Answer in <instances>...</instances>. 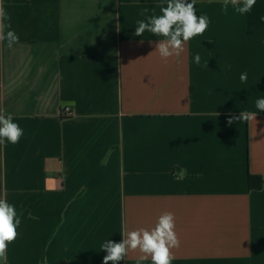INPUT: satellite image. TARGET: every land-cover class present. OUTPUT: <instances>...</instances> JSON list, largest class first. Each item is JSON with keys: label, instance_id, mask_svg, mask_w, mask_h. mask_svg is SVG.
I'll list each match as a JSON object with an SVG mask.
<instances>
[{"label": "crops", "instance_id": "crops-1", "mask_svg": "<svg viewBox=\"0 0 264 264\" xmlns=\"http://www.w3.org/2000/svg\"><path fill=\"white\" fill-rule=\"evenodd\" d=\"M2 3L19 42H0V109L23 128L0 145V199L21 220L7 264H103L106 240L166 212L171 264H264V0H196L208 28L166 59L163 37L134 35L166 0ZM243 111L256 119L227 123Z\"/></svg>", "mask_w": 264, "mask_h": 264}, {"label": "clouds", "instance_id": "clouds-1", "mask_svg": "<svg viewBox=\"0 0 264 264\" xmlns=\"http://www.w3.org/2000/svg\"><path fill=\"white\" fill-rule=\"evenodd\" d=\"M229 3L235 7L240 14L250 12L256 4V0H224L223 10L226 12ZM196 0H166V7L161 5L160 14L152 10L151 15L145 19L137 20L135 36H142L145 32L151 33L157 37H163L156 44V50L162 58H168L173 55L179 57L184 51V42L192 37L201 35L209 25V19L205 15L199 18L195 11ZM147 9L141 12L145 15ZM10 17L6 13L2 0H0V42L7 41L9 48L19 42V36L11 30V24H5ZM5 28L9 29L5 32ZM199 54L195 56V63H200ZM241 82L247 80V73L240 75ZM256 108L264 111V98L257 99ZM257 113L243 111L239 116L229 115L227 123L231 125L234 121L247 122L256 119ZM23 135V128L14 121L11 113L0 109V145H5V141L10 144H17ZM177 179L184 178V172L176 174ZM21 220L17 216L15 206L9 204L6 200L0 199V264H7L8 244L17 238V227ZM175 223L172 213H164L159 217L158 222L151 230L139 229L130 232H122L123 239L120 242L106 240L101 245V250L107 252L103 257V264H119L123 261L129 250H139L142 255L139 256L137 264L140 261L151 257L152 264H171L174 256L171 249L180 246V240L174 231Z\"/></svg>", "mask_w": 264, "mask_h": 264}, {"label": "built area", "instance_id": "built-area-1", "mask_svg": "<svg viewBox=\"0 0 264 264\" xmlns=\"http://www.w3.org/2000/svg\"><path fill=\"white\" fill-rule=\"evenodd\" d=\"M73 109L69 106H64L61 110V117L63 119H68L71 118L73 116Z\"/></svg>", "mask_w": 264, "mask_h": 264}, {"label": "trees", "instance_id": "trees-1", "mask_svg": "<svg viewBox=\"0 0 264 264\" xmlns=\"http://www.w3.org/2000/svg\"><path fill=\"white\" fill-rule=\"evenodd\" d=\"M258 181H259L258 178L254 177L252 175L249 176V184L251 187H257L256 182H258Z\"/></svg>", "mask_w": 264, "mask_h": 264}]
</instances>
